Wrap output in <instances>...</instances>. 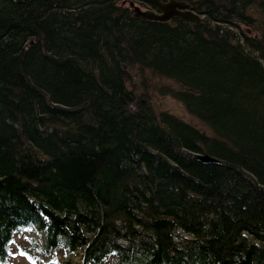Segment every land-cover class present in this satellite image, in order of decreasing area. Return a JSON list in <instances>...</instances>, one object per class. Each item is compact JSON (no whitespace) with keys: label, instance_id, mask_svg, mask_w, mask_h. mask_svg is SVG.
Masks as SVG:
<instances>
[{"label":"trees","instance_id":"trees-1","mask_svg":"<svg viewBox=\"0 0 264 264\" xmlns=\"http://www.w3.org/2000/svg\"><path fill=\"white\" fill-rule=\"evenodd\" d=\"M184 1L206 18L0 0V264L29 231L35 264H264V0Z\"/></svg>","mask_w":264,"mask_h":264},{"label":"rangeland","instance_id":"rangeland-1","mask_svg":"<svg viewBox=\"0 0 264 264\" xmlns=\"http://www.w3.org/2000/svg\"><path fill=\"white\" fill-rule=\"evenodd\" d=\"M194 5L196 4V0H188ZM121 3V0H119ZM123 4V3H122ZM141 9H144L142 7V4H136ZM126 6H129V4H126ZM252 9V13L254 18H259V14L255 13ZM198 13H200V17L202 20L206 18L205 13L199 9L197 10ZM258 26L253 29V32L248 30L250 35H254L257 32ZM243 29H245V26H242ZM129 77L132 82H134L133 85V91L141 94V93H147L150 98V103L152 104V108L154 109L155 113L159 111H163L166 113H171L175 115L176 117L182 119L183 121L187 123H192L193 125L202 128L200 123L191 115L189 112L186 111L184 105L180 101H176L169 93V91L166 90L167 86H171L170 80L164 79L158 75L152 74L150 71H144L142 74L135 68L129 69ZM33 231L26 232L24 236L17 237L15 239V249L17 251L16 255L11 259V264H35L34 260L30 259L29 257H24L25 259H22L19 257L18 249L20 246H27L28 245V239L31 240V238L34 237ZM57 259L62 262L66 260V256L63 255V253L57 254ZM75 260L77 257L74 258ZM39 264H57L55 261L49 262L44 261L43 259H40L38 257ZM46 262V263H45Z\"/></svg>","mask_w":264,"mask_h":264},{"label":"water","instance_id":"water-1","mask_svg":"<svg viewBox=\"0 0 264 264\" xmlns=\"http://www.w3.org/2000/svg\"><path fill=\"white\" fill-rule=\"evenodd\" d=\"M15 2H21V0H12ZM135 1H143L148 3L151 9H141L138 5L134 4L131 1L129 4V8L131 9V14L140 20L147 21H158L164 22L169 21L170 19H174L175 17L179 18L183 22H190L197 24L201 17L200 13L194 12L189 9V4L187 2H182L178 0H135ZM197 159L201 162H217L216 158H212L209 155H195Z\"/></svg>","mask_w":264,"mask_h":264},{"label":"flooded vegetation","instance_id":"flooded-vegetation-1","mask_svg":"<svg viewBox=\"0 0 264 264\" xmlns=\"http://www.w3.org/2000/svg\"><path fill=\"white\" fill-rule=\"evenodd\" d=\"M119 1V0H118ZM131 1H133L134 2V4H142V7L144 8V9H151V7H150V5L148 4V3H145V2H143V1H141V2H139V1H135V0H121V3H123V4H128V3H130ZM162 2L163 1H166V0H161ZM178 1H182V2H186V1H184V0H178ZM188 3V2H187ZM189 4V3H188ZM189 9L190 10H192L191 9V6H190V4H189ZM193 11V10H192Z\"/></svg>","mask_w":264,"mask_h":264}]
</instances>
